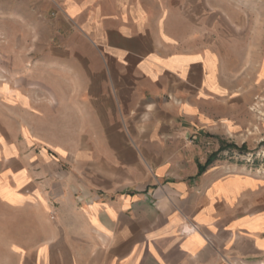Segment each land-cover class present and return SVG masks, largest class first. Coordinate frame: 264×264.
I'll list each match as a JSON object with an SVG mask.
<instances>
[{"label": "crops", "instance_id": "1", "mask_svg": "<svg viewBox=\"0 0 264 264\" xmlns=\"http://www.w3.org/2000/svg\"><path fill=\"white\" fill-rule=\"evenodd\" d=\"M52 2L20 97L1 96L0 203L44 220L14 264H264V175L205 169L248 125L241 69L168 32L160 0Z\"/></svg>", "mask_w": 264, "mask_h": 264}, {"label": "rangeland", "instance_id": "2", "mask_svg": "<svg viewBox=\"0 0 264 264\" xmlns=\"http://www.w3.org/2000/svg\"><path fill=\"white\" fill-rule=\"evenodd\" d=\"M160 1L166 9L163 20L168 32L186 46L192 39L200 47L215 48L227 67L241 69L246 76L243 89L250 107L243 116L248 125L241 133L219 141L220 147L208 158L205 169L221 161L231 169L264 175V81L254 89L250 75L264 59V0ZM53 6L52 0H0V124L12 135L15 110L5 105L2 97L10 103H14L13 97H20L10 87L27 81H15L14 71L32 67L35 61L31 57L45 49L44 31L55 16ZM43 226L37 210L0 203V264H14L15 241L32 238L29 229Z\"/></svg>", "mask_w": 264, "mask_h": 264}, {"label": "trees", "instance_id": "3", "mask_svg": "<svg viewBox=\"0 0 264 264\" xmlns=\"http://www.w3.org/2000/svg\"><path fill=\"white\" fill-rule=\"evenodd\" d=\"M213 159H214V158H213ZM209 162H211V160L208 161V164H209Z\"/></svg>", "mask_w": 264, "mask_h": 264}]
</instances>
